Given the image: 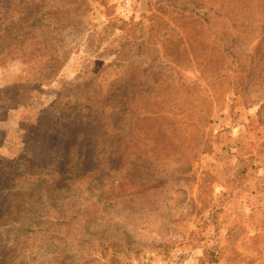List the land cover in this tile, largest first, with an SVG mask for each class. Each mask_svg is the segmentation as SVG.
Segmentation results:
<instances>
[{
  "label": "rangeland",
  "instance_id": "1",
  "mask_svg": "<svg viewBox=\"0 0 264 264\" xmlns=\"http://www.w3.org/2000/svg\"><path fill=\"white\" fill-rule=\"evenodd\" d=\"M0 264H264V0H0Z\"/></svg>",
  "mask_w": 264,
  "mask_h": 264
},
{
  "label": "trees",
  "instance_id": "2",
  "mask_svg": "<svg viewBox=\"0 0 264 264\" xmlns=\"http://www.w3.org/2000/svg\"><path fill=\"white\" fill-rule=\"evenodd\" d=\"M92 120H96V119H92ZM89 123L92 125V124H94V121H90ZM71 133H73V134H72L73 136H76V132L71 131ZM82 133H83V141H86V145H87V147H88L89 138H90L89 130H88L87 128L84 129V127H83V128H82ZM72 135H71V136H72ZM59 137H60V139H59V141L57 140V144L55 145V148L53 147V152L56 153V152L60 151L61 159H64V158H65V150H66V148H65L66 140H67L68 138H70V137H68V138L66 139V138H65V132H64V134H63V133L59 134ZM87 147H84V148H85V153H86L87 158L90 157L91 155L96 154L95 150H94L93 152H91V151H90V148H89V147L87 148ZM89 153H90L91 155H89ZM33 160H34V159H33ZM27 161L30 162L31 160H27ZM34 161H35V160H34ZM37 163H39V162L37 161ZM27 168H28V170H25L24 173H27V172L30 170L29 167H27ZM42 168H43L44 170H42ZM34 169H35V170H34L35 172H33V174H30V175L33 176V177H39V176H43V175H48V174H46V172L48 171V170H47L48 168H46L45 166L37 167V168H34ZM31 171H33V170H31ZM31 176H29V177L31 178ZM24 177L26 178V177H28V175H26V176H24Z\"/></svg>",
  "mask_w": 264,
  "mask_h": 264
}]
</instances>
